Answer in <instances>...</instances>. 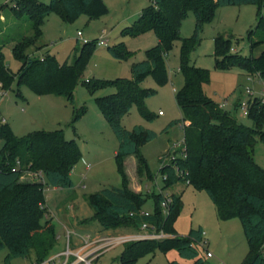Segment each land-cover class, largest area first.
Masks as SVG:
<instances>
[{
  "label": "trees",
  "instance_id": "1",
  "mask_svg": "<svg viewBox=\"0 0 264 264\" xmlns=\"http://www.w3.org/2000/svg\"><path fill=\"white\" fill-rule=\"evenodd\" d=\"M246 3L258 5L257 23L247 32L253 48L264 42V0H151L126 30L132 35L151 30L157 38L156 44L146 49V57L132 63V76L83 81L91 91L104 87L115 89L97 96L96 100L117 136L116 160L123 177L121 186L106 187L89 195L95 214L86 219L98 220L108 229L128 226L140 229L145 221L155 231L164 230L169 234L159 239L123 242L124 247L116 258L123 264H133L157 247L163 251L175 248L180 256L190 260L189 264H209L197 244L203 238V227H191L188 235H180L174 226L183 207L180 196L169 192L172 201L168 212L162 207L168 187L180 179L207 191L221 219H240L249 246L241 264H264V168L253 157L257 140L264 142V101L256 95L249 98L247 116L253 125L244 124L208 95L204 85L210 81V70L192 61V52L202 41L203 26L213 19L216 8ZM11 11L16 17L28 15L32 33L22 36L13 45V56L21 62L17 72L10 68L4 44H0L2 89L11 88L16 81L18 93L21 85L26 84L38 94L51 93L74 100L75 88L82 81L83 71L99 41L97 38L85 41L72 63L60 62L40 44L44 17L57 12L65 21L72 22L85 12L89 18H95L107 11L104 0H14ZM189 11L195 14V27L192 35L183 37L181 27ZM178 40L181 42L179 70L184 77L183 85L176 90L181 116L169 121L161 132L183 123L186 154L165 162L162 157L158 172L167 174L163 185L156 184L146 193L136 192L130 187L124 157L136 154L139 175L156 178L158 172L150 168L140 149L159 132L142 124L128 129L122 124V118L134 104L144 118L154 117L146 99L156 93V89L144 87L142 83L149 73L159 85L168 81L167 56ZM232 40L231 34L215 36V66L219 69L238 66L251 76L264 79V50L257 55H244L232 48ZM33 47L36 50L32 51ZM108 49L120 60L131 56L124 43L109 45ZM83 112L84 108L76 109L73 120ZM0 138L3 141L0 148V249L8 248L5 263L10 264L13 257L28 256L33 251L34 264H53L54 259L49 257L58 234L45 205L46 185L36 177L22 179V172L43 173L46 183L52 186L73 187L71 172L81 159L82 150L75 138L66 137L63 128L35 129L20 136L7 121H1ZM182 150L183 147L179 148ZM17 159L20 164L13 170ZM150 196L154 198L155 211L145 215L141 206ZM169 264L184 263L173 259Z\"/></svg>",
  "mask_w": 264,
  "mask_h": 264
},
{
  "label": "rangeland",
  "instance_id": "2",
  "mask_svg": "<svg viewBox=\"0 0 264 264\" xmlns=\"http://www.w3.org/2000/svg\"><path fill=\"white\" fill-rule=\"evenodd\" d=\"M48 2L50 0H42ZM107 11L95 18H89L83 12L74 21H65L57 12H51L44 17L43 35L40 44L45 50L55 54L60 62L72 63L85 41L97 38V42L104 39L107 44L96 43L82 75L74 91V100L62 95L51 93L38 94L28 85L22 84L20 93L17 82L9 89H2L0 85V122L7 121L17 135H25L35 129L63 128L68 139L75 138L82 150V157L72 170L74 186L62 188L46 183L45 205L48 217H52L58 234L54 252L65 250L74 238L70 228L65 226L66 215L69 223L71 216L82 219L85 227L82 231L83 239L90 240L94 235L95 226L102 227L98 220H88L95 214L90 203L89 195L106 187L121 186L123 177L118 170L116 153L118 139L105 115L102 113L96 97L113 92V87L99 88L91 91L87 83L88 78L114 79L116 77H131V65L134 61L146 57V49L157 42L154 31H147L139 35L126 32L139 12L151 0H104ZM14 0H0V44H4L3 51L10 68L17 72L21 62L13 56L12 48L15 42L24 35L32 33L31 21L25 13L16 17L11 7ZM264 14V6L262 8ZM258 19V5L255 3L228 4L218 6L213 19L203 26L200 45L192 52V61L210 70V81L204 85L205 91L223 108L235 115L241 122L252 126L253 121L245 113L242 105L248 97L246 89L250 87L254 95L264 94V79L251 76L246 70L234 66L229 69H219L215 66L214 38L219 33L231 34L232 48L244 55H257L264 49V42L251 48L247 32L255 27ZM195 14L189 11L183 20L181 35H192L195 27ZM82 35L78 34V31ZM124 43L130 50L131 56L127 60H120L112 55L109 45ZM180 40L176 41L167 56L169 78L164 84H157L152 74H147L143 80L144 87L156 89V93L146 99L147 107L155 114L149 120L144 118L137 105H132L129 112L122 118V124L131 129L136 124H142L160 131L169 121L181 116V109L176 101V90L184 83V77L179 70ZM36 50L35 47L31 49ZM84 108V112L77 120H73L76 109ZM162 111V113H159ZM183 128L179 122L171 129L160 133L158 137L144 143L141 152L146 157L150 168L158 172L161 158L164 162L174 156L182 155L179 148L183 144ZM3 141L0 138V148ZM255 161L264 168V142L257 140L253 147ZM87 163H90L88 165ZM124 169L132 186L140 184L136 192H149L156 185H163L164 178L158 172L156 178L149 179L138 173V159L134 153L124 157ZM22 179L33 177L27 170L22 172ZM45 181L46 178H45ZM161 189V188H160ZM170 192L180 196L183 207L175 221V228L180 235H188L190 228L202 225L206 246L213 252L207 258L209 264H241L248 252V240L238 217L221 219L216 205L205 190L196 189L187 180L180 179L168 187ZM153 196L148 197L142 204L141 210L150 213L155 211ZM76 219V220H75ZM81 221V220H80ZM69 223L67 225L69 226ZM80 224V225H81ZM108 229V228H106ZM110 234L102 237L91 250L79 251L88 255L91 263L69 258L71 264H123L116 258L122 251L124 243L110 244L118 236H132L142 231L132 226L109 228ZM118 229V230H116ZM69 230V231H68ZM69 233V237H68ZM73 250V248H72ZM8 248L0 249V264L5 263ZM203 253L205 250L203 249ZM65 256L53 257V264H61ZM62 259V260H61ZM178 259L184 264L190 260L179 255L175 248L163 251L157 247L154 251L140 256L133 264H169ZM35 254L16 256L10 264H34Z\"/></svg>",
  "mask_w": 264,
  "mask_h": 264
},
{
  "label": "built area",
  "instance_id": "3",
  "mask_svg": "<svg viewBox=\"0 0 264 264\" xmlns=\"http://www.w3.org/2000/svg\"><path fill=\"white\" fill-rule=\"evenodd\" d=\"M78 34L82 35V32L79 30ZM98 43L99 44H107L104 39L99 40ZM246 92L248 93L249 97L243 103H241V105L245 109V113L247 114L248 113V109H249V104H250L249 98H252L255 95H254L253 89H251L250 87H248L246 89ZM260 97H261L262 101H264V94L262 96H260ZM221 105L223 106L224 103L221 104ZM159 113H162V111H160ZM182 126H183V123H182ZM182 142H183V144H182L181 147H183V150L181 152L185 156V154H186V145H185L184 137H183V141ZM19 164H20V160L17 159L16 165L12 169L15 170L16 167H18ZM30 173H31V175H33V177L38 178L39 180H41L46 185L45 176L43 175V173H34V172H30ZM163 178L164 179L167 178V174H163ZM158 187H159V185H158ZM171 201H172L171 194L169 192H165V198L162 201V207L164 208V212L165 213L168 212L169 204H170ZM142 213L145 214V215H148L150 212L142 211ZM152 228L153 227H152V225L149 222H145L144 221L141 224V226H140V229L142 231H140L138 234H134L132 236H118V237H116L114 239L111 238V240L108 239V242L110 241L109 242L110 244H113V243L117 244V243H123V242H125L127 240H131V239H145V238H158L159 239V238L167 237L169 235L164 230L155 231ZM68 237H69V233H68ZM206 243H207V241L204 238V233H203V238L199 242H197V244L199 245V247H201L202 249L205 250V254L209 258V257L213 256V252L207 248ZM58 256H60V257L65 256L64 260L61 259L62 260L61 264H71L72 262L69 263V258L71 256H74L75 260H82V261H85L86 263H91L89 258H88V255H86L84 253L83 254L79 253V251L72 250L69 247V244H68V246L66 247V249L63 252L58 254Z\"/></svg>",
  "mask_w": 264,
  "mask_h": 264
},
{
  "label": "crops",
  "instance_id": "4",
  "mask_svg": "<svg viewBox=\"0 0 264 264\" xmlns=\"http://www.w3.org/2000/svg\"><path fill=\"white\" fill-rule=\"evenodd\" d=\"M140 13V12H139ZM138 13V14H139ZM138 14H137V16H138ZM136 16V17H137ZM135 17V18H136ZM135 20V19H134ZM264 50V49H263ZM169 123V122H168ZM167 123V124H168ZM166 124V125H167ZM177 124V123H176ZM176 124H174V125H172V126H170L167 130H169V129H171L173 126H175ZM165 125V126H166ZM164 126V127H165ZM163 127V128H164ZM150 128V127H149ZM162 128V129H163ZM152 129V128H151ZM161 129V130H162ZM155 130V129H154ZM161 130L160 131H158L159 132V134L160 133H163V132H161ZM166 130V131H167ZM157 131V130H156ZM165 132V131H164ZM158 134V135H159ZM158 137V136H157ZM87 164H89L90 165V163H87ZM72 173V172H71ZM72 175V174H71ZM130 187H132L133 189H136V190H138L139 189V187H140V184H138V185H135V186H132V185H130ZM168 192H170L169 190H167ZM170 193H172V192H170ZM71 216V222L69 223L68 221H69V219H68V215H66V218H65V221H66V224H65V226L67 227V228H70V230H71V232H72V234H74V238H73V241H72V243H71V249L73 248V250L74 251H86V250H91V249H94V247H96V245H95V243L96 242H98L102 237H104V236H106L107 234H110V231H111V229H106V228H104V226L102 225V227H100V226H95L94 228H93V230H94V235H93V237L91 236L90 237V240L89 241H86L85 242V240L83 239V234H82V231L83 230H85L84 228L85 227H83L82 226V224L83 223H85V221L84 222H82V219H78L77 218V220L76 221H74V218L76 217V216H73V215H70ZM81 220V221H80ZM90 220H88V222H89ZM94 221V220H93ZM67 223H69V226L67 225ZM82 223V224H81ZM81 224V225H80ZM199 226V225H198ZM202 226V225H201ZM193 227V226H192ZM197 227V226H196ZM203 227V226H202ZM204 229V228H203ZM116 230H118V229H116ZM69 231V230H68ZM54 249H55V247L52 249V252H51V254H50V259H52L54 256H55V254H59V253H61V252H63V250H60V251H58V252H54ZM61 258V257H60Z\"/></svg>",
  "mask_w": 264,
  "mask_h": 264
}]
</instances>
